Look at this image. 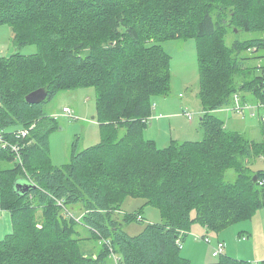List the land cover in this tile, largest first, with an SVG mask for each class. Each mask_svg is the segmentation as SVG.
<instances>
[{
	"label": "trees",
	"instance_id": "16d2710c",
	"mask_svg": "<svg viewBox=\"0 0 264 264\" xmlns=\"http://www.w3.org/2000/svg\"><path fill=\"white\" fill-rule=\"evenodd\" d=\"M2 24L12 27L16 51L0 56V128L22 146V162L0 148L1 204L12 223L0 239V264H194L181 253L194 222L220 231L264 205V172L245 161L264 157V139L244 137L216 113L236 105L235 95L244 105L264 102V65L260 73L246 65L264 59V38L226 41L230 30L264 33V0H0ZM190 37L197 41L204 136L159 148L144 138V119L153 96L170 92L161 43ZM27 45L37 51L23 54ZM84 86L95 89L101 140L82 150L74 145L70 160L54 166L49 136L58 125L43 104ZM39 88L48 97L28 103ZM21 128L30 131L18 139L12 132ZM229 168L237 171L233 181L225 177ZM129 197L158 206L163 221L126 232L125 224L142 221L141 212L122 210ZM78 211L105 243L96 256L74 235ZM201 264L253 262L223 253Z\"/></svg>",
	"mask_w": 264,
	"mask_h": 264
},
{
	"label": "rangeland",
	"instance_id": "374dc122",
	"mask_svg": "<svg viewBox=\"0 0 264 264\" xmlns=\"http://www.w3.org/2000/svg\"><path fill=\"white\" fill-rule=\"evenodd\" d=\"M238 32L229 31L226 36L229 45L236 38L242 40L256 36L264 38V33ZM13 37V29L9 24L0 25L1 57H8L16 51ZM161 45L169 56L170 92L167 95L153 96L151 109L153 115L151 121L144 127V138L154 141L159 148L168 146L173 138L179 141L201 140L204 136V128L199 119L201 116L199 110L202 108V104L199 99V60L196 38L170 39L163 41ZM20 51L23 54H30L36 52L37 47L27 45ZM246 65H258L256 72L260 73L262 71L261 66L264 65V59H258V61L257 59H248ZM241 77L243 75L237 78L236 82L238 84L244 81ZM235 97L238 98L236 95ZM64 106L69 107L72 112H64ZM43 108L51 118H55L53 121H56L58 125L49 136L50 158L54 166H62L70 160L74 145L77 146L78 150H82L100 142L101 126L97 114L94 87L84 86L61 90L50 99L48 98L43 104ZM187 109L195 113L192 121L185 116ZM226 113L227 111H220L217 114L225 119L230 129L240 130L243 136L250 140L258 142L264 139L262 125H255L258 122L254 123L248 112L245 119H237V117L240 118V115H234V113H230L233 118L229 119ZM262 113L264 114V108ZM245 161L252 171L264 172L263 156L254 162L249 158ZM93 171L97 170L93 168ZM236 176L237 171L234 168L226 170V180L233 181ZM1 203L0 192V239L4 237L6 228L10 226V222L5 217L6 210L2 209ZM122 210L131 213H142V221L125 224L124 230L131 235L140 233L146 223L163 221L160 208L146 203L142 198H127ZM78 212L75 214L77 216L75 228L78 232L74 235L80 240L86 253H92L96 256L105 243L103 240L97 239L86 229L85 225L80 223L81 211ZM118 217L121 218V215H118ZM242 233L249 234L250 238H239L238 235ZM206 237L212 245L215 244L213 241L217 239L223 241L224 254L239 259L249 260L248 258H250L253 264H256V262L259 264V261L254 259L262 254L264 258V250L262 249V245L264 246V205L257 207L248 219L234 222L220 231L209 230L202 224L194 222L189 233L182 238L184 245L181 248L182 255L188 257L194 264L216 261L220 256H213V246L205 240ZM197 249L199 250L198 254H202L203 258L198 257L193 252Z\"/></svg>",
	"mask_w": 264,
	"mask_h": 264
},
{
	"label": "built area",
	"instance_id": "2783aa9c",
	"mask_svg": "<svg viewBox=\"0 0 264 264\" xmlns=\"http://www.w3.org/2000/svg\"><path fill=\"white\" fill-rule=\"evenodd\" d=\"M250 50H256V47L250 48ZM263 85H264V81H263ZM261 106L264 107V103H261ZM246 108V105L244 106H237L235 109L237 112H241L242 110H244ZM63 111L67 112V113H71L72 110L67 107L64 106L63 107ZM185 114L188 116L189 119L192 118V113L185 111ZM262 121L264 122V116L261 117ZM146 122H149L151 120V117H147L144 119ZM30 129L28 128H21L18 130H14L12 132V135L15 136L16 138H24L29 134ZM0 148L3 149H9L11 152H13L16 156V158L18 159L19 162H22V157H21V151H22V146L20 145L19 142H13L11 140V138H9L7 131H5L4 129L0 128ZM259 184L261 186H264V176H262V178H260L259 180ZM139 220L143 219L142 215H138L137 217ZM243 239H247L248 236L246 234L242 235ZM206 241L210 242V240H208L206 238ZM224 253V244L223 242L219 241L217 243H215L213 245V250H212V254L214 257H218L221 254Z\"/></svg>",
	"mask_w": 264,
	"mask_h": 264
},
{
	"label": "crops",
	"instance_id": "0c3cea01",
	"mask_svg": "<svg viewBox=\"0 0 264 264\" xmlns=\"http://www.w3.org/2000/svg\"><path fill=\"white\" fill-rule=\"evenodd\" d=\"M261 65V64H260ZM238 98H236L235 100H234V103L236 104V105H230V106H224L223 108H221V109H219V110H217L216 111V113H218V112H220V111H227V117L229 118V119H231V118H233L231 115H230V113H234V115H240V118H238L237 116H235V117H237V119H245V118H247V112H248V114H249V116L252 118V120H254V123H257V124H255V125H259V124H261L262 123V119H261V117L262 116H264V114L262 113V109L264 108L263 106H261V103H264V102H259V101H255V102H247V104H245L246 105V108L244 109V110H242L241 112H237L236 111V109H233L234 107H237L238 105H243L244 106V104H242V102H241V100H240V98H239V96H237ZM252 109H253V111H252ZM233 110H235V111H233ZM186 111H188V112H191L192 113V118L191 119H189L188 118V116L185 114V116H187V118L190 120V121H192L193 120V117H194V112L193 111H191V110H186ZM200 115H202L203 113H204V111H203V109L201 108L200 110ZM229 112V113H228ZM253 112V113H252ZM236 113V114H235ZM152 115H153V113H152ZM152 115H151V117H152ZM199 119H200V122H201V116L199 117ZM227 124V123H226ZM173 139H175V138H173ZM177 140V139H176ZM5 217H6V219H8V221L10 222V226H8V228H6V230H5V235L6 234H8V233H10L11 231H12V223H11V217H10V212L9 211H7L6 210V212H5ZM244 234H246L247 236H248V238H250V236H249V234H247V233H243V235ZM4 235V236H5ZM205 236V235H204ZM241 238H242V235H241ZM247 238V239H248ZM243 239V238H242ZM218 240V239H217ZM220 240V239H219ZM213 242H215V241H213ZM211 245V244H210ZM184 245L182 244V247H183ZM212 246V245H211ZM262 249L264 250V246L262 245ZM199 250L197 249V250H194L193 252L195 253V254H197V256L198 257H202V254L200 255V254H198L199 252H198ZM186 255V254H185ZM263 256V254L262 255H259L258 257H256V259H254V260H257V261H259V264H264V258L262 257ZM186 257V256H185ZM188 258V257H187ZM203 258V257H202ZM249 260H250V258H248ZM190 260V259H189ZM191 261V260H190ZM250 261H252V260H250ZM212 262V261H211ZM110 264H114V262H113V260L110 262ZM256 264H258V262H256Z\"/></svg>",
	"mask_w": 264,
	"mask_h": 264
},
{
	"label": "water",
	"instance_id": "95a60500",
	"mask_svg": "<svg viewBox=\"0 0 264 264\" xmlns=\"http://www.w3.org/2000/svg\"><path fill=\"white\" fill-rule=\"evenodd\" d=\"M47 97H48V91L45 88H39L30 92L26 96V100L28 103L35 104L44 101ZM257 179H258V175H255L253 181L256 182ZM20 187H22L23 190H27L30 189L31 187H36V185L34 183H28V182L27 183L17 182V188Z\"/></svg>",
	"mask_w": 264,
	"mask_h": 264
},
{
	"label": "bare ground",
	"instance_id": "6f19581e",
	"mask_svg": "<svg viewBox=\"0 0 264 264\" xmlns=\"http://www.w3.org/2000/svg\"><path fill=\"white\" fill-rule=\"evenodd\" d=\"M144 123V122H143ZM144 125V124H143Z\"/></svg>",
	"mask_w": 264,
	"mask_h": 264
}]
</instances>
